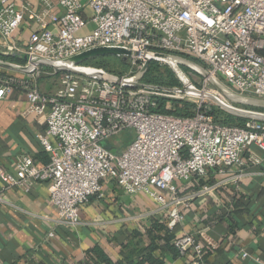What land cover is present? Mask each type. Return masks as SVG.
<instances>
[{
    "label": "built area",
    "instance_id": "2783aa9c",
    "mask_svg": "<svg viewBox=\"0 0 264 264\" xmlns=\"http://www.w3.org/2000/svg\"><path fill=\"white\" fill-rule=\"evenodd\" d=\"M26 18V45L4 44L7 52L49 59L98 46L167 52L194 59L235 93L264 99V0H0L1 39ZM131 60L143 62L140 56ZM58 79L59 87L46 94L30 78H0V100L21 89L28 109L45 115L41 145L49 154L46 164L21 155L12 171L0 166V205L7 190L28 192L44 182L56 223L75 227L82 206L90 197L100 199L103 181L113 179L126 194L151 198L156 207L145 215H162L171 230L191 200L237 182L248 162L259 163L252 152L245 159L247 150L264 151L262 120L219 124L207 104L190 117L173 116L156 111L159 91L168 90L66 73ZM200 87L213 91L203 79ZM126 129L133 130L131 141L118 151L108 148L107 140ZM232 167L228 179L179 192L178 181ZM173 245L179 257L191 253L192 264L206 253L195 233L175 237ZM247 256L242 250L240 258Z\"/></svg>",
    "mask_w": 264,
    "mask_h": 264
},
{
    "label": "crops",
    "instance_id": "0c3cea01",
    "mask_svg": "<svg viewBox=\"0 0 264 264\" xmlns=\"http://www.w3.org/2000/svg\"><path fill=\"white\" fill-rule=\"evenodd\" d=\"M30 25L31 21L26 18L8 40L0 37V53H8L4 44L26 45ZM88 30L86 27L85 31ZM16 77L30 78L32 86L39 88L34 75ZM57 81L58 78L41 87L43 92H54ZM45 128V115L28 109L23 90L15 89L9 97L0 100V166L12 171L21 155L30 156L36 164H46L49 154L41 145ZM251 152L259 163L248 162L237 182H225L211 194L196 197L188 207L180 209L183 219L171 230L176 237L195 233L206 247L203 259L197 264H264V151L251 148L245 152V159ZM234 169H228L225 174L210 170L202 182L228 179ZM195 182L194 179L178 181L179 192L187 193L199 187ZM3 200L0 264L95 263V257L87 254L94 246L100 247L113 262L135 261L149 242L146 231L150 228V218L164 219L162 215L147 217L145 213L156 207L151 198L144 194L128 195L113 179L103 181L100 199L90 197L82 206L79 224L75 227L56 223V209L44 182L34 183L28 192L9 189ZM157 235L163 237L164 232L159 231ZM242 250L249 256L241 259ZM153 255L158 257L162 253L156 250ZM163 257L166 264L193 262L191 253L175 258L166 253Z\"/></svg>",
    "mask_w": 264,
    "mask_h": 264
},
{
    "label": "water",
    "instance_id": "95a60500",
    "mask_svg": "<svg viewBox=\"0 0 264 264\" xmlns=\"http://www.w3.org/2000/svg\"><path fill=\"white\" fill-rule=\"evenodd\" d=\"M4 54V53H2ZM4 55H18L21 63L12 62L0 58V68L26 75H34L38 78L40 67L47 68L45 73L51 76L57 73H66L74 76L105 81L112 84L121 83L126 87L147 86L163 90L173 91L182 96L206 99L215 106L235 116L264 121V99L245 96L233 92L218 78L211 75L208 70L194 59L161 51H146L138 53L130 48L121 46H98L83 50L69 57L49 59L38 56H29L24 53H5ZM100 56H116L122 61L140 56L143 58L141 67L130 77H119L103 68L86 64L85 62ZM151 61L161 63L169 68L179 82L176 87H159L141 82V78ZM184 69H187L186 72ZM195 75L206 80L213 91L203 89L195 83Z\"/></svg>",
    "mask_w": 264,
    "mask_h": 264
},
{
    "label": "trees",
    "instance_id": "16d2710c",
    "mask_svg": "<svg viewBox=\"0 0 264 264\" xmlns=\"http://www.w3.org/2000/svg\"><path fill=\"white\" fill-rule=\"evenodd\" d=\"M0 58L16 63H21V64L24 63L18 55H4L0 53ZM39 70H40V75L38 76V78L35 79V83L39 87L38 89L40 90V92L47 94V92H43V89L41 87H45L46 85L50 84L63 73H57L56 75L51 76L45 73L46 71H49V69L40 67ZM184 70L188 72L187 69ZM8 72L5 71V69L0 68V78L12 77L11 75L7 74ZM141 82L144 84L154 85L159 87L179 86L178 80L175 78V76L169 70V68L155 61H151L149 63L147 70L145 71L144 75L141 78ZM195 83L197 86L200 87L201 78L199 82H195ZM157 102H158V106L156 108V111L173 116L190 117L194 114V110L196 108L195 104L190 103L183 99H168L166 97H159ZM209 114L212 116L215 122L224 125L243 126L244 122L246 121V118H242L227 113L217 106H212ZM108 148L111 149L110 146H108ZM202 184H203L202 179L195 182V185L197 186H201ZM150 221H151L150 228L147 229L146 231V235L148 237L149 242L146 245V247L142 249L139 257L135 261H127L126 263H123L121 261L113 262L110 259H108V257L100 247L94 246L93 248L88 250L87 254L89 255L90 258L94 259L95 257L96 261L95 263L92 262L89 264H98L99 262H102L104 264H166L163 257L164 254L167 253L172 258L177 257L178 251L173 245V240L176 237L174 231L169 230L167 228L164 219L156 220L150 218ZM159 231L164 232L163 237L157 235V232ZM156 250H159L162 253V255L155 257L153 255V252Z\"/></svg>",
    "mask_w": 264,
    "mask_h": 264
},
{
    "label": "rangeland",
    "instance_id": "374dc122",
    "mask_svg": "<svg viewBox=\"0 0 264 264\" xmlns=\"http://www.w3.org/2000/svg\"><path fill=\"white\" fill-rule=\"evenodd\" d=\"M86 64L103 68L106 71H108V72H110L112 74H115V75H117L119 77H130L141 67V63L140 62L133 63L131 59H128L127 61L123 62L120 57H116V56L95 57V58H92V59L88 60L86 62ZM160 69H162V68H160ZM5 71H10V70H5ZM8 73H10L12 75L14 74L16 76L17 75H21V73L13 72V71H10ZM16 76H12V77H16ZM189 76L190 77H194L195 78V82H199L200 81V78L198 76H195V75H193V76L189 75ZM79 81L83 83L82 79H79ZM201 83H202V79H201ZM55 85L58 88L59 85H60L59 81L55 82ZM159 93L161 94L160 96L166 97L168 99H183V100H186V101H188L190 103L195 104L196 107L198 105L203 106L205 104L210 105V107L215 106L209 100L199 99V98H192V97H188V96H182L181 94L175 93L173 91H159ZM132 135H133V130L132 129H126V130L120 131L119 133L111 136L107 140V144L113 146V147H111V149L113 151H118L120 149H123L129 143Z\"/></svg>",
    "mask_w": 264,
    "mask_h": 264
},
{
    "label": "bare ground",
    "instance_id": "6f19581e",
    "mask_svg": "<svg viewBox=\"0 0 264 264\" xmlns=\"http://www.w3.org/2000/svg\"><path fill=\"white\" fill-rule=\"evenodd\" d=\"M192 98H194V97H192Z\"/></svg>",
    "mask_w": 264,
    "mask_h": 264
}]
</instances>
